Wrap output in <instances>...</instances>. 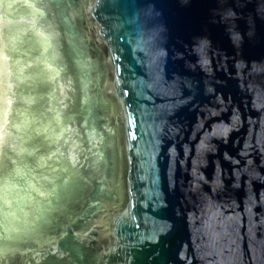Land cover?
<instances>
[{"label":"water","instance_id":"water-1","mask_svg":"<svg viewBox=\"0 0 264 264\" xmlns=\"http://www.w3.org/2000/svg\"><path fill=\"white\" fill-rule=\"evenodd\" d=\"M0 264H264V0H0Z\"/></svg>","mask_w":264,"mask_h":264},{"label":"clouds","instance_id":"clouds-1","mask_svg":"<svg viewBox=\"0 0 264 264\" xmlns=\"http://www.w3.org/2000/svg\"><path fill=\"white\" fill-rule=\"evenodd\" d=\"M233 39H234L235 41H239V40L242 39V37L240 36L239 33H236V34L233 36Z\"/></svg>","mask_w":264,"mask_h":264},{"label":"flooded vegetation","instance_id":"flooded-vegetation-1","mask_svg":"<svg viewBox=\"0 0 264 264\" xmlns=\"http://www.w3.org/2000/svg\"><path fill=\"white\" fill-rule=\"evenodd\" d=\"M46 140L48 139V138H45ZM122 170V169H121ZM121 172H120V179H119V185H121L122 184V182H121ZM122 186V185H121Z\"/></svg>","mask_w":264,"mask_h":264}]
</instances>
